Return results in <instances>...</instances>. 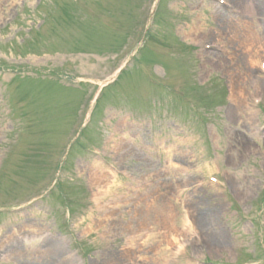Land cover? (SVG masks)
Here are the masks:
<instances>
[{
  "label": "rangeland",
  "instance_id": "374dc122",
  "mask_svg": "<svg viewBox=\"0 0 264 264\" xmlns=\"http://www.w3.org/2000/svg\"><path fill=\"white\" fill-rule=\"evenodd\" d=\"M0 264H264V0H0Z\"/></svg>",
  "mask_w": 264,
  "mask_h": 264
}]
</instances>
